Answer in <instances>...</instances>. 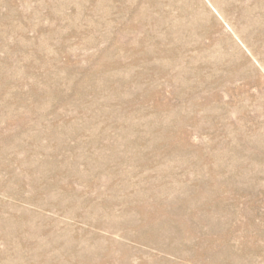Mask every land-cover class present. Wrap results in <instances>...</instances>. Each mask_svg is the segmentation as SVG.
Segmentation results:
<instances>
[{"label": "rangeland", "instance_id": "obj_1", "mask_svg": "<svg viewBox=\"0 0 264 264\" xmlns=\"http://www.w3.org/2000/svg\"><path fill=\"white\" fill-rule=\"evenodd\" d=\"M0 264H264V0H0Z\"/></svg>", "mask_w": 264, "mask_h": 264}]
</instances>
